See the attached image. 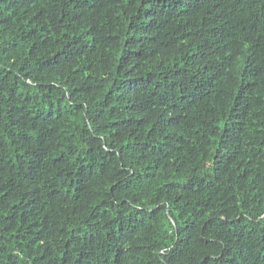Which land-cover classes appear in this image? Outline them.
<instances>
[{"label":"trees","instance_id":"1","mask_svg":"<svg viewBox=\"0 0 264 264\" xmlns=\"http://www.w3.org/2000/svg\"><path fill=\"white\" fill-rule=\"evenodd\" d=\"M0 264H264V0H0Z\"/></svg>","mask_w":264,"mask_h":264}]
</instances>
